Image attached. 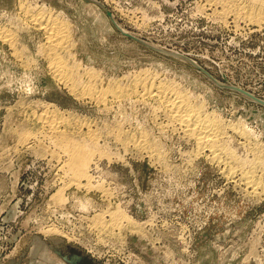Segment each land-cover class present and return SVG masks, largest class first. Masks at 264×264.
I'll return each instance as SVG.
<instances>
[{
  "label": "rangeland",
  "instance_id": "obj_1",
  "mask_svg": "<svg viewBox=\"0 0 264 264\" xmlns=\"http://www.w3.org/2000/svg\"><path fill=\"white\" fill-rule=\"evenodd\" d=\"M31 16L62 26L56 55ZM0 33V264H264V0H0ZM149 82L216 122V162L141 98Z\"/></svg>",
  "mask_w": 264,
  "mask_h": 264
},
{
  "label": "bare ground",
  "instance_id": "obj_2",
  "mask_svg": "<svg viewBox=\"0 0 264 264\" xmlns=\"http://www.w3.org/2000/svg\"><path fill=\"white\" fill-rule=\"evenodd\" d=\"M254 1V0H253ZM209 3V2H208ZM211 3V1H210ZM215 3V2H214ZM227 5V4H226ZM230 6V4H229ZM236 6V5H235ZM23 7V6H22ZM234 7V6H233ZM211 8V7H210ZM228 8V7H227ZM239 8V7H238ZM209 9V8H208ZM241 10V8H240ZM223 11V10H222ZM221 11V12H222ZM245 11V9H244ZM250 11V10H249ZM242 12V11H241ZM225 13V12H223ZM237 13V12H236ZM228 14V13H227ZM231 14V12H230ZM246 14V13H244ZM240 15V14H239ZM28 16V15H27ZM236 16V15H235ZM243 16V15H242ZM251 17V16H250ZM242 19V18H240ZM252 19V17H251ZM253 20V19H252ZM31 21L33 23H37L38 27L40 26V29L43 30L46 35H47V41H48V46L46 48V52L47 54H50L49 56H51V54H54L58 48L62 47L63 44V40H64V35H63V28L62 26L57 23L55 20H51L49 19H42L41 17H37V16H31ZM257 21V19H256ZM259 21V20H258ZM29 22V21H28ZM31 23V22H30ZM0 38L8 41L9 38L6 34L4 33H0ZM11 39V38H10ZM13 40V39H12ZM5 43V42H4ZM8 43V42H7ZM13 44V43H12ZM14 48V47H13ZM64 49V48H63ZM60 50V49H59ZM13 52V51H12ZM60 52V51H59ZM16 53V52H15ZM58 52H56L57 54ZM14 54V53H13ZM54 54V55H56ZM59 55V54H58ZM63 58V56L61 57V59ZM50 66H51V71L52 74H54V76L58 79H60L59 81L61 82L62 79L65 80L67 82L68 79V75L69 72L68 70L65 68V66L62 65V61L60 60V55L59 57H53L50 58ZM50 71V72H51ZM145 77V76H144ZM53 78V77H52ZM55 78V79H56ZM54 79V78H53ZM57 79V81H58ZM67 79V80H66ZM148 79V78H146ZM144 80V79H143ZM153 81V80H152ZM64 82V81H63ZM145 82V81H144ZM147 82V81H146ZM69 83V82H68ZM153 83V82H152ZM141 84V83H140ZM150 84V82H149ZM161 84V82H160ZM156 85V84H150L148 86H143V88L140 91H138L141 94V98H154L155 100L157 99L158 102H160L159 104H161V107L163 108V112H165V115L167 116V118L169 119V122L174 124V126H177L178 129H180L183 133H185L187 136H190V138H192L196 144L198 145L199 150L208 147L209 148V153H211V161H217V157L215 155V149H213L214 147L212 146L211 143H215V139L218 137V126L216 124V122L212 121V120H204L202 118H200L199 113L196 112V109L194 110L192 108V105H190L189 101L183 97L177 90H175L173 87H169L164 85ZM70 85V84H69ZM72 85V84H71ZM138 85V84H137ZM144 85V84H142ZM136 86V85H135ZM69 87V86H68ZM71 87V86H70ZM67 88V87H66ZM96 89V88H95ZM94 89V90H95ZM98 91V90H96ZM108 91V90H106ZM117 91V90H116ZM72 92V91H71ZM74 92V91H73ZM84 92V91H83ZM79 93H76V95ZM119 94V93H118ZM120 94L122 95V92L120 91ZM124 94V93H123ZM85 96L94 99L96 101L103 102L106 101L105 100V94L103 92H97L94 93L90 90H87L86 92H84ZM139 95V94H138ZM80 96V95H79ZM109 96V95H108ZM84 97V96H83ZM140 97V96H139ZM109 99V98H108ZM153 99V100H154ZM146 100V99H145ZM119 101V100H118ZM142 101V100H141ZM107 102V101H106ZM98 103V102H97ZM96 103V104H97ZM109 103V102H108ZM101 104V103H100ZM105 105V104H104ZM106 107V106H104ZM52 109V108H51ZM56 113V112H55ZM35 115V114H34ZM57 117V116H56ZM53 118V116L49 115H44L42 114V116H40V120L38 119V121L42 122L43 125L42 128H46L47 134L50 135V140L51 136H56V138H58L61 135V132L59 131V126L60 125V121L57 122L56 120ZM206 118V117H205ZM36 119V120H37ZM59 119V118H58ZM65 122V120H64ZM63 125V124H62ZM65 125V124H64ZM39 126V125H38ZM44 126V127H43ZM66 126V125H65ZM62 129V127H61ZM39 130V129H38ZM62 131V130H61ZM43 132V131H42ZM36 133V132H35ZM240 133V132H239ZM45 134V131H44ZM64 134V133H63ZM35 135V134H34ZM42 135V134H41ZM48 135V136H49ZM46 136V135H44ZM62 136V135H61ZM60 136V137H61ZM28 137V134H27ZM30 137V136H29ZM35 137V136H34ZM43 137V135H42ZM26 137H24L25 139ZM120 138V137H119ZM30 139V138H28ZM26 139V140H28ZM53 138V140H55ZM129 139V138H128ZM145 139V138H144ZM24 140V141H26ZM91 140V139H90ZM49 141V140H48ZM56 141V140H55ZM142 142V141H141ZM147 142V141H146ZM145 142V143H146ZM219 142V141H218ZM24 143V142H23ZM217 143V142H216ZM26 144V143H25ZM56 144L59 146V148L62 149L64 156H65V163L64 165H66L65 168L68 172L71 174V176H73V178L76 179H85V183L82 184L84 187H86L88 190L89 188H91V183H89L90 178L89 175H87L86 173V167L88 165V162L90 160V157L88 156V154L86 153L87 151H85V149H83V147L79 146V145H73L71 144L69 141H65L63 140V138L59 141L56 142ZM195 144V145H196ZM143 145V144H142ZM151 145V144H150ZM204 146V147H203ZM215 146V145H214ZM148 147V145H147ZM151 147V146H150ZM153 147V146H152ZM144 148V147H143ZM197 148V147H196ZM207 148V149H208ZM148 149V148H147ZM143 150V149H142ZM141 150V151H142ZM58 151V150H57ZM60 152V151H59ZM155 152V151H154ZM62 153V156H63ZM61 154V153H60ZM91 156V155H90ZM60 157V156H59ZM221 160V159H220ZM64 161V157L63 160ZM62 165V164H61ZM63 165V166H64ZM62 167V166H61ZM62 170V169H61ZM249 174V173H248ZM252 174H254L252 172ZM70 175L68 177H71ZM247 176V175H246ZM67 177V178H68ZM242 178V177H241ZM246 179L249 177H245ZM63 179V178H62ZM250 179V178H249ZM259 180V179H258ZM63 181V180H62ZM84 181V180H83ZM254 181V180H253ZM258 182V181H256ZM264 183V182H263ZM73 184V183H72ZM76 184V183H74ZM246 184V183H245ZM257 184V183H256ZM80 180H77V186H80ZM75 187H77L76 185H74ZM101 186V185H100ZM93 187V186H92ZM96 187V186H95ZM257 188V187H256ZM259 188V187H258ZM85 189V188H84ZM263 189V188H262ZM60 191V190H59ZM58 192V191H57ZM61 192V191H60ZM107 193V192H106ZM59 194V193H58ZM61 194V193H60ZM59 194V195H60ZM102 194V193H101ZM62 195V194H61ZM58 198V197H57ZM56 198V200H57ZM59 199V198H58ZM104 199V198H103ZM60 200V199H59ZM109 213V212H108ZM101 215V214H99ZM106 215V214H105ZM98 216V215H97ZM95 216V217H97ZM109 219L112 223H110V226H112L111 228H114L118 223H121V221L123 219L126 220V217L123 216V214H116V212H112L109 213ZM107 217V216H106ZM100 218V217H99ZM104 218V216H103ZM101 219V218H100ZM108 219V220H109ZM96 220H94L95 222ZM98 221V219H97ZM103 221V220H102ZM124 221V220H123ZM114 226V227H113ZM96 227V224H95ZM104 229L106 227H103ZM102 228V229H103ZM103 229V230H104ZM107 230V229H106ZM51 231V230H50ZM101 231V230H100ZM114 231V230H112ZM48 232V231H47ZM113 233V232H112Z\"/></svg>",
  "mask_w": 264,
  "mask_h": 264
},
{
  "label": "water",
  "instance_id": "obj_3",
  "mask_svg": "<svg viewBox=\"0 0 264 264\" xmlns=\"http://www.w3.org/2000/svg\"><path fill=\"white\" fill-rule=\"evenodd\" d=\"M124 35H126V34H124Z\"/></svg>",
  "mask_w": 264,
  "mask_h": 264
}]
</instances>
